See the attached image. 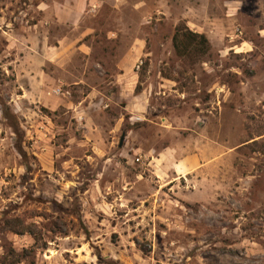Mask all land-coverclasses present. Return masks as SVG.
Masks as SVG:
<instances>
[{
    "label": "rangeland",
    "instance_id": "1",
    "mask_svg": "<svg viewBox=\"0 0 264 264\" xmlns=\"http://www.w3.org/2000/svg\"><path fill=\"white\" fill-rule=\"evenodd\" d=\"M259 28L264 0H0V264H264Z\"/></svg>",
    "mask_w": 264,
    "mask_h": 264
},
{
    "label": "trees",
    "instance_id": "2",
    "mask_svg": "<svg viewBox=\"0 0 264 264\" xmlns=\"http://www.w3.org/2000/svg\"><path fill=\"white\" fill-rule=\"evenodd\" d=\"M173 43L178 52L183 51L185 53H188L191 49L198 46L204 47L202 49L204 53L210 48L209 40L204 33L190 30L185 24H179L176 27L173 35Z\"/></svg>",
    "mask_w": 264,
    "mask_h": 264
},
{
    "label": "crops",
    "instance_id": "3",
    "mask_svg": "<svg viewBox=\"0 0 264 264\" xmlns=\"http://www.w3.org/2000/svg\"><path fill=\"white\" fill-rule=\"evenodd\" d=\"M258 30H260V31H258L260 34V37L264 38V28L263 29L259 28ZM249 42L251 44L248 43L250 48H247L248 49L247 51H252L253 50V47H252L253 42H251V41H249ZM176 153H180V152H176V150H175V154ZM181 158L179 157L177 159L178 161H175V166L177 167V169H179L178 174L180 177H183L185 174L193 172L196 169H201V168L207 167L209 165V161L211 160L210 157H208V154H203L202 152L187 153L186 155H182Z\"/></svg>",
    "mask_w": 264,
    "mask_h": 264
},
{
    "label": "built area",
    "instance_id": "4",
    "mask_svg": "<svg viewBox=\"0 0 264 264\" xmlns=\"http://www.w3.org/2000/svg\"><path fill=\"white\" fill-rule=\"evenodd\" d=\"M55 92L58 94H63V95H65L66 93H69V91H64L61 86L57 87L55 89ZM140 159H141L140 157L137 158V160H140Z\"/></svg>",
    "mask_w": 264,
    "mask_h": 264
}]
</instances>
